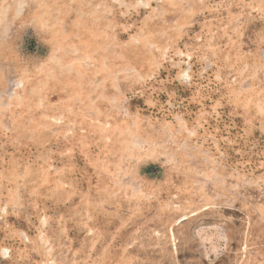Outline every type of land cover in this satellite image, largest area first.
I'll return each instance as SVG.
<instances>
[{
    "label": "rangeland",
    "instance_id": "obj_1",
    "mask_svg": "<svg viewBox=\"0 0 264 264\" xmlns=\"http://www.w3.org/2000/svg\"><path fill=\"white\" fill-rule=\"evenodd\" d=\"M0 264H264V0H0Z\"/></svg>",
    "mask_w": 264,
    "mask_h": 264
}]
</instances>
